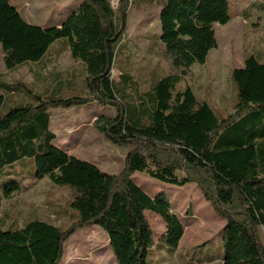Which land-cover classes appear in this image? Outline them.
Instances as JSON below:
<instances>
[{
	"label": "trees",
	"instance_id": "1",
	"mask_svg": "<svg viewBox=\"0 0 264 264\" xmlns=\"http://www.w3.org/2000/svg\"><path fill=\"white\" fill-rule=\"evenodd\" d=\"M129 1L120 0L114 9L110 0H81L56 25L39 26L26 21L10 0H0L5 68L40 61L61 40L70 57L83 64L88 89L86 96L45 97L22 83L0 82V109L4 95L27 94L31 99L0 112V170L33 158L35 177L46 176L55 185L71 188L69 205L78 212L65 230L37 218L17 229L0 223V264H59L64 242L88 225L106 233L116 264H147L155 242L146 210L164 222L158 242L177 250L183 224L167 197L149 196L132 180L135 172L178 186L196 183L224 218L220 264H264L257 230L264 225V60L248 54L243 65L231 71L235 111L218 116L191 87L176 90V85L216 47L214 25L229 22L228 0H153L160 7L158 39L174 70L130 101V76L121 72L115 82L111 73ZM92 101L116 110L113 118L100 117L98 130L120 146H132L118 175L53 142L48 110Z\"/></svg>",
	"mask_w": 264,
	"mask_h": 264
},
{
	"label": "rangeland",
	"instance_id": "2",
	"mask_svg": "<svg viewBox=\"0 0 264 264\" xmlns=\"http://www.w3.org/2000/svg\"><path fill=\"white\" fill-rule=\"evenodd\" d=\"M80 1L10 0L26 21L39 26L56 25ZM110 3L117 9L120 0H110ZM228 3L229 22L214 25L216 47L209 51L203 64H194L176 85V90L191 87L197 99L208 103L220 117L235 111L231 71L241 66L248 54L264 59V0H228ZM159 11L153 0H131L127 6L121 48L111 73L115 82L119 81L121 72L130 76V88L126 90L130 101L147 91L157 78L174 70L158 39ZM0 82L22 83L45 97L88 95L84 66L70 57L66 42L61 40L51 45L41 61L27 62L11 70L4 66L0 47ZM26 95H4L0 112L4 114L22 101L30 103ZM48 112L49 128L56 136L54 144L108 174L118 175L122 171L132 146L114 143L96 125L101 116L113 118L114 107L92 101L50 108ZM177 174L184 175L182 171ZM132 180L149 196L161 193L167 197L172 212L183 224V240L177 250L171 251L158 242L165 228L163 220L154 212L145 211L155 242L147 254V264H220L224 218L216 213L196 183L173 185L143 172H135ZM6 189H10L8 196L4 193ZM73 193L68 186L55 185L46 176L36 178L33 158L20 159L0 170V223L4 228L17 229L37 218L65 230L78 218V212L69 205ZM257 230L264 247V225ZM63 249L59 264H116L107 235L97 225L75 230L64 242Z\"/></svg>",
	"mask_w": 264,
	"mask_h": 264
},
{
	"label": "crops",
	"instance_id": "3",
	"mask_svg": "<svg viewBox=\"0 0 264 264\" xmlns=\"http://www.w3.org/2000/svg\"><path fill=\"white\" fill-rule=\"evenodd\" d=\"M264 60V59H263ZM41 61V60H40ZM39 62V61H38ZM36 63V62H35ZM243 65V64H242ZM241 65V66H242ZM241 66H239V67H241ZM236 68V67H235ZM58 146V145H57ZM62 148V147H61ZM64 149V148H63ZM65 150V149H64ZM66 151V150H65ZM170 201V200H169ZM171 206H172V204H171ZM184 235V234H183ZM183 235H182V237H181V239H180V241H179V244H178V247L180 246V244H181V242H182V240H183ZM212 261H208V263H211ZM220 263H221V260H220Z\"/></svg>",
	"mask_w": 264,
	"mask_h": 264
}]
</instances>
